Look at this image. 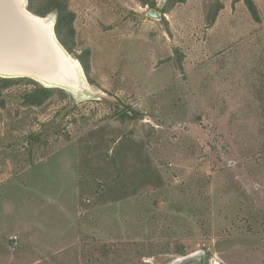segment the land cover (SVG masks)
Here are the masks:
<instances>
[{
	"label": "rangeland",
	"instance_id": "374dc122",
	"mask_svg": "<svg viewBox=\"0 0 264 264\" xmlns=\"http://www.w3.org/2000/svg\"><path fill=\"white\" fill-rule=\"evenodd\" d=\"M214 1L186 0L156 22L140 0H67L97 86L83 73L86 90L42 108L21 106L30 87L0 98V264H94L106 243L118 261L105 264H167L180 245L205 250L206 264H264V0H254L261 24L243 2L219 0L228 9L211 53ZM116 101L139 119H109ZM95 134L146 142V180L132 168L141 150L126 149L127 177L99 188L117 173L81 169ZM143 242L162 254L141 257Z\"/></svg>",
	"mask_w": 264,
	"mask_h": 264
},
{
	"label": "trees",
	"instance_id": "16d2710c",
	"mask_svg": "<svg viewBox=\"0 0 264 264\" xmlns=\"http://www.w3.org/2000/svg\"><path fill=\"white\" fill-rule=\"evenodd\" d=\"M186 0H166L165 5L161 9L163 15L170 13L177 5L185 3ZM27 10L33 15L40 18H47L51 14H56V22L54 25V32L56 39L59 44L64 48V50L70 54L74 59H76L83 73L90 85L97 86V83L92 78V68H91V51L89 49H84L81 55H76V30L74 27V23L76 20L75 14L69 9L67 0H27ZM239 2H243L247 7L248 12L251 17L257 24L262 23V19L258 10V7L254 0H234L233 5ZM142 7H149L151 9H157L158 4L156 0H140ZM224 9V4L222 1H214L209 5V9L206 17V25L212 27L221 11ZM167 25V23H166ZM170 60H173L175 66L178 71L182 74L184 73V60L185 56L179 48H174V55ZM14 87H30L31 90L26 92L21 98V106L23 108H42L52 99H57L58 101H65L69 99V95L63 89L59 88H46L41 86L38 82L28 79V78H0V98L2 97L5 91L11 90ZM112 107V115H110L109 119L116 118L122 122L126 121H136L139 119V113L133 110L132 107L126 106L120 101H116L114 103H110ZM76 121V120H74ZM93 136V135H92ZM95 137H90L88 140H83L84 148L81 151V169L87 170L88 167L83 168V166L89 164H93L95 167L100 163L102 168L96 170L94 167L92 171H103V173L112 172L111 178L107 181L101 183L99 188L104 186H112L114 188L118 187L121 180L123 178L121 169L130 166L132 155H129L125 152L126 149L137 150L138 148L141 150L139 155L140 164L138 166L132 165L137 169L135 172L137 173L136 177L145 178L146 173L148 172L145 169V165L141 163L143 160L149 158V155L146 154V142L137 141L135 138L131 136L108 139L105 135L95 134ZM107 138V139H106ZM109 142L114 144V150L112 154H109L110 151L108 149ZM131 143V144H130ZM132 146V147H131ZM100 147V148H99ZM128 154V155H127ZM121 160V161H120ZM132 164V162H131ZM153 165V164H152ZM152 172L148 179H158L159 173L155 169L154 166ZM129 167V170L132 169ZM93 176H96V173H93ZM96 179V178H95ZM103 186V187H104ZM123 186V185H122ZM129 193H127L128 195ZM132 197V193H130ZM156 246L154 243H141L142 246V254L141 257H149V256H158L161 255V250L156 247H153L151 250H147L150 246ZM146 248V249H145ZM176 254L179 256H185L187 254L186 248L184 245H180L176 249ZM93 263L94 264H105L106 262L112 261L115 263L118 261V254L116 250L110 244L103 245H94L93 247Z\"/></svg>",
	"mask_w": 264,
	"mask_h": 264
},
{
	"label": "bare ground",
	"instance_id": "6f19581e",
	"mask_svg": "<svg viewBox=\"0 0 264 264\" xmlns=\"http://www.w3.org/2000/svg\"><path fill=\"white\" fill-rule=\"evenodd\" d=\"M20 1L0 0V75L28 77L44 86L74 92L86 90L81 65L55 40L54 19H30L18 8ZM23 2L25 7L26 0ZM65 62L78 81H71L61 70Z\"/></svg>",
	"mask_w": 264,
	"mask_h": 264
},
{
	"label": "water",
	"instance_id": "95a60500",
	"mask_svg": "<svg viewBox=\"0 0 264 264\" xmlns=\"http://www.w3.org/2000/svg\"><path fill=\"white\" fill-rule=\"evenodd\" d=\"M24 0L20 1V2H23ZM18 4V8L20 9L21 13L23 15H29L30 19H43V18H40V17H37L35 15H33L32 13H30L28 10H27V0H26V5L25 7H22L23 4L20 3ZM24 3V2H23ZM146 17L147 18H150L156 22H162L163 18H162V14L160 12H158L157 10H149L146 14ZM55 25V24H54ZM54 36H55V32H54ZM56 37V36H55ZM57 44L62 47L58 40L55 39ZM63 48V47H62ZM64 49V48H63ZM61 70L63 72H65L64 74L66 75L67 78H69L71 81H78V77L77 75L74 73V71L71 70V67L69 66V64L67 62L65 63H62L61 65ZM0 78H19V77H8V76H1L0 75ZM21 78H28V77H21ZM28 79H32V78H28ZM34 80V79H32ZM35 81V80H34ZM37 82V81H36ZM40 84V83H39ZM42 85V84H41ZM43 87H46V88H59V89H63V90H66L64 88H60V87H48V86H44L42 85ZM206 259H207V253L205 250H199V251H196V252H193L191 254H188V255H185V256H180V257H177V258H173V259H170L167 261V264H206Z\"/></svg>",
	"mask_w": 264,
	"mask_h": 264
},
{
	"label": "crops",
	"instance_id": "0c3cea01",
	"mask_svg": "<svg viewBox=\"0 0 264 264\" xmlns=\"http://www.w3.org/2000/svg\"><path fill=\"white\" fill-rule=\"evenodd\" d=\"M232 2H233V0H232ZM227 9H228V4H227V2H224V11H222L220 13V16L218 17L217 22L211 27V30H209L208 36L209 37L212 36V38H211L212 40L210 38L208 39V41H209V43H208L209 44L208 52H211L212 49H215L218 46V40L216 38H218L219 36H214V33H215L214 28L218 27L219 20H220L221 16L227 11Z\"/></svg>",
	"mask_w": 264,
	"mask_h": 264
}]
</instances>
